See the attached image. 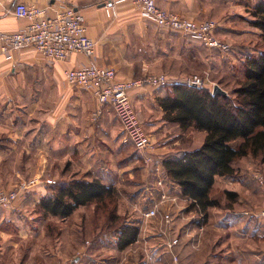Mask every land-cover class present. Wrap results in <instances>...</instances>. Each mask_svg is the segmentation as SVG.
Returning <instances> with one entry per match:
<instances>
[{"label":"crops","instance_id":"1","mask_svg":"<svg viewBox=\"0 0 264 264\" xmlns=\"http://www.w3.org/2000/svg\"><path fill=\"white\" fill-rule=\"evenodd\" d=\"M18 1L46 8L49 14L64 6L76 8L86 19L88 35L97 43L92 58L74 53L67 60L54 61L31 46L5 52L0 41V189L9 190L26 179L42 177V182L32 189L34 191L15 204L19 209H25L21 205H26V210L30 203L38 202L50 193L48 189L53 187L60 173L87 175V179L99 178L116 185L119 176L127 170L122 143L124 131L113 108L106 105L102 115L93 121L92 114L98 104L92 89L71 86L65 77L66 70L91 65L108 66L116 70L120 80L174 71L176 75H182L186 73L188 63L199 61L203 66L206 61L216 60L215 53L231 58L236 53L235 47L248 46L251 37L260 34L250 23L252 17L244 15L250 14L257 0H156L160 8L189 19L216 20V35L230 44L232 51L229 52L204 47L182 33L165 31L145 21L133 0L118 5L116 18L107 16L101 0H0V31H21L28 24L27 19L12 13ZM202 47L207 48L206 52ZM166 92L165 88L140 87L130 93L134 110L152 142L162 135L165 137L171 126L163 118V110L157 102V98ZM200 133L199 143L183 150L199 147L205 136L204 132ZM241 161L235 163L236 178L219 177L218 181L238 184L243 177L240 183L254 185V181L246 176L248 172L239 170L244 167L240 165ZM152 193L149 195L157 201L158 191ZM251 194L260 198L258 205L241 212L230 209L227 213L242 218L254 216L253 220L264 227V196L256 189ZM22 214L13 209L0 210V264L29 263L15 252L19 243L7 226L9 222L15 227L20 226L19 233L27 234L22 218H19ZM76 214L72 215L71 228L74 253L82 247L76 241L86 231L84 223H76ZM105 238H98L99 245L93 249L102 251ZM77 257L71 264H91L81 263ZM47 262L63 264L56 262L54 257L46 259Z\"/></svg>","mask_w":264,"mask_h":264},{"label":"rangeland","instance_id":"2","mask_svg":"<svg viewBox=\"0 0 264 264\" xmlns=\"http://www.w3.org/2000/svg\"><path fill=\"white\" fill-rule=\"evenodd\" d=\"M244 15L250 19L252 17L249 12ZM237 18H244V16ZM253 29L256 30L255 27ZM251 39L248 46L235 47L236 53L232 54L231 58L222 56L223 53H215L216 60L213 62L212 60L206 61L202 66L199 61L196 63L193 61L187 64L186 73L176 75L177 73L174 71L170 74L167 73L169 76L166 75L171 83H182L185 77L197 75L204 80V87L211 91L213 90L212 86L218 84L229 93L236 86V81L242 78V63L245 56L249 54L248 52L264 48L260 36L254 35ZM201 49L204 50L203 52L207 50L203 47ZM230 50L232 51V47ZM170 125L165 137L162 135L153 140V146L148 150L149 152L135 151L133 147L122 142L124 144V167H127V170L119 176L116 184L118 200L115 212L118 220L110 218L109 213L114 209L111 203L105 210L97 208L95 204L79 208L76 211L75 221L84 223L86 231L76 241L82 247L75 253L72 251L74 243L71 242L73 216L67 220L51 216L45 217L39 209V201L30 203L27 210L26 205H21L25 209H19L18 206L16 208L15 204L20 198L11 207L1 208L0 210L8 211L13 209L21 214L22 211L27 214L31 213L30 215L22 214L19 217L22 218L21 221L24 223L22 226L27 229V234L21 235L19 232L22 227H15L14 224L7 223L8 228L15 236V241L19 243L18 251H15L18 257L24 256L29 263L36 264L42 262L46 264V259L52 257L58 263L71 264L75 256H78L81 263L91 264H158V262H160L159 264H264V227L259 221L253 220L254 216L242 218V216L227 213L230 204L233 205L230 209L237 212L258 205L260 198L251 194L254 189L264 196V187L255 177L257 173L264 180L263 157H246L240 164L244 167L239 170L248 172L246 176L254 181V185L240 183L243 177L240 178L238 184L232 182L228 185L217 180L213 195L220 198L222 206L210 210L209 218L204 219L205 227L201 231L192 222L197 213L187 208L188 201L178 194V187L168 181L162 160L191 145L195 146V143L197 145L202 134L193 129L181 130L178 125L173 123ZM162 147L165 149L162 150ZM157 150L160 151L159 154L156 153ZM147 154L153 156L149 163L146 161ZM73 177L80 178L83 175H71V172L66 175L60 173L59 178L53 185L51 184L53 187L48 189L49 192L52 193ZM33 178L43 180L42 177L29 179ZM159 180L163 183V189L170 194V200L159 205L160 212L167 210L172 214V221L168 224L162 220L160 213L153 218L144 216V213L152 209L158 201L152 199L150 202L149 193L153 194L152 192L158 190ZM32 189L24 196L33 192ZM227 190L238 193L236 201H230L224 195V191ZM81 219L83 220L81 221ZM123 223L138 224L140 234L135 243L124 251H119L116 248V232ZM101 236H106V245H102L104 246L102 251L94 250V247H98V238ZM174 238L179 239V244L171 252L168 244ZM174 255L178 258L177 261ZM184 255H187L188 258L186 259ZM164 256L165 258L162 259Z\"/></svg>","mask_w":264,"mask_h":264},{"label":"trees","instance_id":"3","mask_svg":"<svg viewBox=\"0 0 264 264\" xmlns=\"http://www.w3.org/2000/svg\"><path fill=\"white\" fill-rule=\"evenodd\" d=\"M250 14V23L260 31L264 43V0H257ZM163 88H167V92L157 98L163 118L181 130L205 133L199 147L182 150L162 160L165 176L188 201L187 208L202 213L207 220L211 209L222 206L220 198L213 195L218 178H236L235 163L246 157H263L264 160V48L245 56L242 78L227 96L213 94L207 87L183 83ZM86 176L73 177L41 197L42 215L67 220L81 207L95 204L105 210L111 203L114 209L109 213L110 218L118 220L116 185ZM224 195L230 201L238 197V193L231 190L224 191ZM117 229L119 251L135 243L140 234L136 223H123Z\"/></svg>","mask_w":264,"mask_h":264},{"label":"built area","instance_id":"4","mask_svg":"<svg viewBox=\"0 0 264 264\" xmlns=\"http://www.w3.org/2000/svg\"><path fill=\"white\" fill-rule=\"evenodd\" d=\"M101 1L107 16L116 18L118 5L127 0ZM133 1L138 6L141 17L162 30L177 31L210 49L228 52L231 48L229 43L217 37L218 23L215 20L198 21L183 17L178 13L160 8L156 0ZM12 13L18 18L27 19L28 24L21 31H0L3 51L31 46L54 61L67 60L74 53H80L89 58L94 57L97 43L88 35L86 19L76 8L64 6L54 9L53 13L49 14L46 8L18 1L15 3ZM65 77L71 86L92 89L98 104L92 114L93 121H96L102 115L104 107L109 105L122 124L124 143L131 144L136 151L142 153L153 146L151 135L140 122L134 110L130 93L140 87L159 89L169 85L171 82L166 74H149L141 78L120 80L113 67L91 65L68 69L65 71ZM182 83L197 88L204 87V80L197 75L185 77ZM147 156L146 161L149 163L153 156L152 154H147ZM255 177L264 187L263 177L257 173ZM40 182H42L40 178H33L18 183L10 190H0V209L11 207L16 200L24 197V194L30 192ZM158 185L160 187H157L159 199L152 209L144 213V216L153 218L160 213L162 220L168 224L172 221V214L167 210L160 212L159 205L169 201L170 194L163 189L161 180L158 181ZM204 219V215L199 212L192 222L199 227V230L203 231ZM178 244L179 239L174 238L168 244L169 250L172 252ZM174 258L176 261L178 260L175 255Z\"/></svg>","mask_w":264,"mask_h":264},{"label":"water","instance_id":"5","mask_svg":"<svg viewBox=\"0 0 264 264\" xmlns=\"http://www.w3.org/2000/svg\"><path fill=\"white\" fill-rule=\"evenodd\" d=\"M213 94H220L223 96L228 95V93L224 89H222L218 84L213 87Z\"/></svg>","mask_w":264,"mask_h":264}]
</instances>
